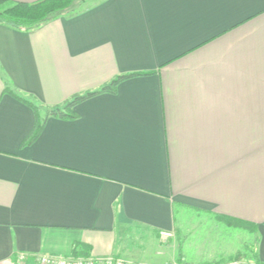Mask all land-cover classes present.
<instances>
[{"label":"crops","instance_id":"0c3cea01","mask_svg":"<svg viewBox=\"0 0 264 264\" xmlns=\"http://www.w3.org/2000/svg\"><path fill=\"white\" fill-rule=\"evenodd\" d=\"M123 75L25 143L28 103L42 114ZM179 208L252 227L264 264V0H91L0 24V264H182L159 238Z\"/></svg>","mask_w":264,"mask_h":264},{"label":"rangeland","instance_id":"374dc122","mask_svg":"<svg viewBox=\"0 0 264 264\" xmlns=\"http://www.w3.org/2000/svg\"><path fill=\"white\" fill-rule=\"evenodd\" d=\"M89 4L86 1L79 11ZM174 216L172 236L159 238L165 244L176 242L177 260L182 264H261L256 258V233L252 227L188 208H179Z\"/></svg>","mask_w":264,"mask_h":264},{"label":"trees","instance_id":"16d2710c","mask_svg":"<svg viewBox=\"0 0 264 264\" xmlns=\"http://www.w3.org/2000/svg\"><path fill=\"white\" fill-rule=\"evenodd\" d=\"M86 1L91 0H37L30 3L16 2L13 0H0V24L18 31H29L58 17H69L81 12L82 10L79 11V9ZM128 76L130 75L118 76L116 79L102 86L99 90L86 92L83 95H76L60 107L44 109L42 114L40 113V108H38V106L28 103L35 111V124L26 138L25 143L28 144L37 137L47 117L63 119L75 118L76 113L73 111V107L77 103L96 93L113 91L116 83ZM232 221L245 225V223L239 221Z\"/></svg>","mask_w":264,"mask_h":264},{"label":"built area","instance_id":"2783aa9c","mask_svg":"<svg viewBox=\"0 0 264 264\" xmlns=\"http://www.w3.org/2000/svg\"><path fill=\"white\" fill-rule=\"evenodd\" d=\"M159 235L163 239H168L172 236V233L161 231ZM38 260L40 264H132L114 257L106 259H94L89 257L56 258L53 256H41L38 258Z\"/></svg>","mask_w":264,"mask_h":264}]
</instances>
